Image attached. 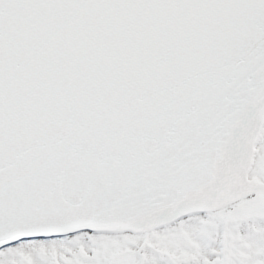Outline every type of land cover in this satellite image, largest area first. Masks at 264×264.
Listing matches in <instances>:
<instances>
[{"label":"snow or ice","instance_id":"1","mask_svg":"<svg viewBox=\"0 0 264 264\" xmlns=\"http://www.w3.org/2000/svg\"><path fill=\"white\" fill-rule=\"evenodd\" d=\"M0 264H264V0H0Z\"/></svg>","mask_w":264,"mask_h":264}]
</instances>
